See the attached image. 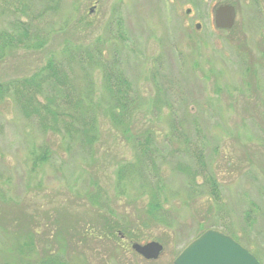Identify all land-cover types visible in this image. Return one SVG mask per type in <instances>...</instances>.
<instances>
[{
  "label": "rangeland",
  "instance_id": "obj_1",
  "mask_svg": "<svg viewBox=\"0 0 264 264\" xmlns=\"http://www.w3.org/2000/svg\"><path fill=\"white\" fill-rule=\"evenodd\" d=\"M220 4L235 9L230 29L214 25ZM17 19L29 38L0 60V83L54 57L79 92L92 89L103 113L95 55L114 57L138 101L130 134L152 131L156 156L151 170L119 176L137 155L130 134L106 116L88 149L1 92L0 264L53 256L59 264H173L199 224L235 235L264 264V0H0V27L10 31ZM198 149L218 199L195 171ZM155 183L164 213L152 221ZM148 241L163 246L157 260L131 249Z\"/></svg>",
  "mask_w": 264,
  "mask_h": 264
},
{
  "label": "trees",
  "instance_id": "obj_2",
  "mask_svg": "<svg viewBox=\"0 0 264 264\" xmlns=\"http://www.w3.org/2000/svg\"><path fill=\"white\" fill-rule=\"evenodd\" d=\"M28 31L29 25L20 19L14 22L10 31L0 27V60L15 48L23 46L29 38ZM95 57L100 63L103 61L98 67L101 73V86L107 93L105 101L107 106L104 107L103 113L99 109L101 102L99 99L95 101L92 89L88 86L83 92H79L69 72L54 57L49 58L39 71L29 77L0 83V94L3 92L6 96L9 95L8 97H11L15 105L26 115L38 117L41 122L45 119L48 124V126L44 125L45 128H64L65 135L79 141L84 148L91 149L97 142L100 115L106 116L116 130L123 132L124 129L130 134V128L136 124L139 111L138 101L132 94V85L116 58L113 57L109 61L98 52H96ZM44 90L51 91L52 94L39 100L38 98ZM101 99L104 98L101 97ZM137 134L138 132L133 135L130 134L137 155V163L133 167L119 168V176L121 172L122 175L131 171L137 172L142 167H146L148 170L152 169L156 156L155 135L152 131ZM192 157L196 164L195 171L203 177V184L207 190L206 194L211 198L218 199L220 195L219 186L214 177L205 170L203 151L201 149L194 150ZM45 158L46 154L42 153L41 159ZM191 180L194 181L193 176ZM158 184L155 183L149 187L150 199L146 216L152 221H157L164 213V207L161 205L159 198ZM198 227L199 233L197 235L206 230L205 225L199 224ZM109 228L111 231H117L115 225H110ZM125 228H127V225H125ZM125 228L120 226L118 230L124 233ZM229 235L237 240L235 235ZM127 236L130 240H140L138 235L134 236L130 232H127ZM183 245H185V242L179 241L177 243L178 247H183ZM41 264H59L58 256H53Z\"/></svg>",
  "mask_w": 264,
  "mask_h": 264
},
{
  "label": "water",
  "instance_id": "obj_3",
  "mask_svg": "<svg viewBox=\"0 0 264 264\" xmlns=\"http://www.w3.org/2000/svg\"><path fill=\"white\" fill-rule=\"evenodd\" d=\"M189 13V9L186 10ZM235 9L230 4H220L213 12L214 25L230 29L235 22ZM199 28V24H196ZM131 249L145 260H157L163 246L157 241L134 242ZM173 264H261L245 247L229 235L206 229L190 241L175 257Z\"/></svg>",
  "mask_w": 264,
  "mask_h": 264
}]
</instances>
